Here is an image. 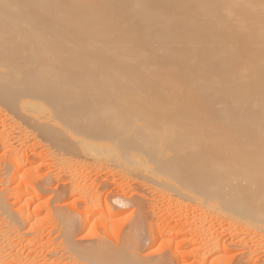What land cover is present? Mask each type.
<instances>
[{
    "label": "bare ground",
    "instance_id": "1",
    "mask_svg": "<svg viewBox=\"0 0 264 264\" xmlns=\"http://www.w3.org/2000/svg\"><path fill=\"white\" fill-rule=\"evenodd\" d=\"M219 27L225 29L224 50L223 43L211 42L212 37L222 38ZM136 85L145 87L153 101L135 99V110L142 116H158L150 118L146 126H136L137 133L131 135L135 125L125 120L124 111L135 100L124 91ZM114 90V95L123 97L113 96ZM119 90H124L123 94ZM186 92L190 93L184 95ZM167 93L169 97L164 96ZM184 101L193 104L190 115L183 111ZM0 106L8 111L17 109L32 119L44 112L35 129L52 140L53 121L58 118L54 116L58 114L66 122L69 119V127L86 132L88 140L78 150L87 155L104 156L107 142L113 141L124 150L135 148L158 172H167L169 180L182 173L184 179L185 171H193L184 183L198 190L202 198H222L231 205L243 199L258 209L255 216L258 214L264 229V0H0ZM176 115L182 119L175 120ZM244 123L251 127L246 129ZM160 134L165 135L162 138ZM9 142L10 138L2 139L1 148H9ZM4 155L1 187L10 182L12 168L19 173L32 164L28 159H16L9 151ZM167 163L175 165L166 167ZM76 182L72 178L68 183L71 195L82 192ZM50 185V180L43 181V194L55 193ZM243 189H249L246 196L240 194ZM6 190L0 189V264H20L22 256L18 261L8 255L17 247L34 244L38 235L36 224L30 222L32 216L36 222L39 214L13 212L4 198ZM23 192L33 198L42 194ZM100 198L92 204L91 215L68 213L66 206L58 203L47 209L61 223L55 240L62 258L76 264H143L134 252L147 226L140 214L116 249L75 237L79 231L72 228L77 216L82 230L88 218L101 217L109 209L108 201ZM198 201L205 203L201 197ZM127 203L139 204L134 199ZM26 227L29 230L23 233ZM15 237L20 239L16 246L12 243ZM155 239L156 247L165 244V234L158 233ZM26 262L36 264L33 259Z\"/></svg>",
    "mask_w": 264,
    "mask_h": 264
},
{
    "label": "rangeland",
    "instance_id": "2",
    "mask_svg": "<svg viewBox=\"0 0 264 264\" xmlns=\"http://www.w3.org/2000/svg\"><path fill=\"white\" fill-rule=\"evenodd\" d=\"M193 26L194 28H199L197 27V25H193ZM218 29H219V33L222 35V38L219 40V39H215V37H212L211 42L212 44L223 43V50H224L225 29L221 27H219ZM198 32L200 33V35H205V32L203 31H198ZM240 49L241 47L237 48L235 51H238ZM193 75L199 76V74H193ZM129 89H135V90L127 91ZM119 91L120 93L122 91L123 94L124 90H119ZM124 92H125L124 94H127V97H129L130 99L132 98L134 100L139 99L138 102L140 100H141L140 102L145 100L151 101L152 100L151 98H153L151 97V94L146 93V88L143 87L142 85L139 87H137L136 85L133 88H126ZM113 93L115 94L117 93L115 90L111 94L117 97V95H114ZM168 93L163 95L164 96L168 95L169 97ZM187 93L190 92H186L183 94L186 95ZM119 95L120 94L118 93L119 98L123 97L122 95L121 97ZM156 95L158 97V94ZM174 95H178V93L174 92ZM116 97L114 98L116 99ZM137 100L132 101L131 104L129 103L130 105H127L124 111V118H126L125 120L129 124L131 125L133 124L132 125L133 127L135 125L131 135H135L137 133L136 131L138 129H136V126H141V125L146 126L147 124L151 123L150 118H152L153 116L157 118L158 114H156L157 116H155V113H152L154 109L155 111L157 110L159 112V110L156 109V107H159L158 104L156 105V107L152 106L154 108V109L152 108L153 111L151 112L153 114L152 117H150V115H148L147 117L142 116V114L138 113L139 111L135 110L137 109L136 107L138 106V104L137 106H135V103L133 102H137ZM46 103H48V101L44 102V104ZM184 103L186 104L182 105V108L185 106V109L183 108L184 109L183 111L184 112L187 111L185 112L186 115H190V113H192L191 111L193 108V104L189 102L187 104V102L185 101ZM48 106L44 105V108H48ZM0 107H1L0 134H2V137L0 135L1 137L0 140L2 141V139L4 138L11 139V142H9L10 143L9 148L8 146L6 148L5 147L1 148V141H0V167H1L0 171L3 169L2 166L6 158V155H4V153L7 151H9L13 157L16 156L15 158L18 160L19 157H21L22 159H28L32 163V164L29 163V165H27L25 168H22L23 171L19 170V173L17 170L12 168L13 174L10 175V179H9L10 182L8 184L4 183L3 185L4 187L3 186L1 187V184H3L4 182L3 181L4 177H2V174H0V189H3L5 191L6 187H8L6 193L4 192V196H5L4 198L7 200V203L12 204V205L10 204V206H12L11 209L13 212L14 211L15 212L19 211V213L27 212L29 215H34V216L39 214L37 218L38 217L40 218L37 219L38 222L36 221L37 222L36 223L34 222V218L32 216V221L30 222L32 225L36 224L34 226L38 227V228L34 227V229H36V232L37 233L39 232V234H36L35 232V236L38 235V237H36L37 240L34 242V244H31L27 248H21L22 250L24 249L23 250L24 252L19 247H17L19 250H17V248L12 250V252H10L8 255L10 259L14 258L19 261V258L22 256L19 262L20 264L21 263L25 264L26 261L32 259L36 262V264H76L74 262H68V261L66 262L62 258L60 253L61 251H59L60 248L57 245L58 242L55 240L58 234L59 225L61 223L59 224V222L57 221L58 220L57 217L52 214H49L47 212V209H52L50 208V206L54 207L58 203L59 205L61 204L65 205L66 211L68 213L78 211L80 214L83 215L85 214L91 215L93 209L92 204L94 202H97L98 201L97 199L101 197L100 198L101 202L103 199L105 201L106 200L108 201L107 203L109 204V209L104 211V214H102L101 217L88 218L87 225L82 230L80 226L81 225L80 217L77 216L76 223L72 228V231L73 230L79 231V233H77L75 237L78 238L84 237L83 241L85 240L88 241L89 243L90 241L91 242L93 241L94 244L106 243L108 248L110 247L109 249L113 250L116 249V246H120L123 244L126 237V233L124 232H127V229L132 225H135L141 215V217L142 216L145 217V222L147 226L145 227L143 233L140 234L139 245L137 244L138 247H135L134 252L136 251L135 252L136 258L140 260L141 263L144 262L143 264H264V229L260 227L261 223H259V221L257 220L258 214L257 217L255 216L256 213L254 212V210H256L257 208L250 207L249 203L242 201L243 199H241L240 201L237 200L240 203L242 201L241 204L236 201L237 203H239L238 205L237 203L234 205L228 204L222 198L210 199L211 201L208 199L209 201L208 202L206 201L207 199L202 198L198 190H195L192 187H190V185L185 184L188 183L187 181H189L190 179V178L187 179L186 176L187 174L189 175L190 173H192L193 172L192 170H191L192 172L188 170L189 173L185 171V173L187 174L184 173L185 174L184 179L182 178L183 177V173H182L181 176L169 180L165 176L167 172L164 173L158 172L151 164V161H149V159L144 156L141 157L139 151L135 150V148L132 150H124L122 148H119L118 144H116V142L113 141L107 142L105 146L106 151L105 154H103L104 156L102 155L100 156V154L98 153L87 155V153H84L82 151L80 152L79 151L80 149L78 150V147L83 146L87 142L88 140L87 134L85 131L83 132V129L81 127H77L74 125L78 130L76 129L74 130L73 129L74 127L72 128L73 125H70L71 127H69V124H67L69 122V119H67L66 122L64 121L66 120L65 118L61 120L62 117H60V115L57 114L56 116H54L55 118L58 117L60 119L57 118L55 119V121H53L55 123L53 124L54 126L53 130L56 132L54 134L53 131L52 134L55 135L54 136L55 138L52 140V138L37 132L35 129L36 128L35 122L36 121L42 122L43 117L41 118V116L44 115V112L43 113L41 112V115L35 113L34 116L36 114L40 116L37 115L38 117L36 116L34 119H32L33 118L32 116L28 118V116H25L24 114L23 116L20 115L21 112L18 111L17 109L15 111L12 110L8 111L6 110L7 108H3L2 106ZM133 109L136 113L133 111ZM5 114L7 115V117ZM141 116L142 118H140ZM173 117L175 118V120L182 119V115H178V116L176 115ZM4 120H6L7 122ZM221 120L224 121L225 119L222 118ZM133 121L134 122L136 121L137 123L136 122L132 123ZM16 122L19 123L16 124ZM60 125L64 129L62 127L60 128ZM57 126L62 130L60 129H59L60 131L57 130L58 129ZM244 126L246 129L251 127L248 123H244ZM14 132L15 135L18 136L11 134V133L14 134ZM5 135H7V137ZM164 135L165 134H160V137L163 138ZM17 139L18 141H16ZM12 143L14 144L12 145ZM143 157L144 159H148V160H144ZM63 160L65 162H63ZM61 161H62L61 164H65L64 167L66 168H64L60 164ZM39 164L40 166H38ZM168 164H170L171 166ZM174 165L172 163H167L166 167L167 166L174 167ZM63 170L64 171L67 170V171L64 172ZM23 172L25 174L24 176H23ZM34 172L36 173L34 174ZM151 172H156V174L154 175L152 174L153 176L152 177ZM33 175L35 176L32 177ZM62 175H63V179L65 178L64 179L65 181L62 180L61 177ZM66 176H67V180H66ZM149 176H151V178ZM12 177H14L15 179H13ZM23 177L25 179H23ZM180 177L182 179H180ZM72 178L74 179L75 182L78 181L76 183L80 184V187L82 189L81 193L77 192L72 195L69 194L70 191H68L69 188L68 185L70 184ZM174 179L177 181H175ZM44 180L46 181L50 180L51 188L53 189L55 188L54 194L46 193V192H44V194L42 193L43 189L41 185H43ZM52 180H55L56 182L53 181L54 183H52L51 182ZM52 185H54V187ZM62 186L64 188L65 186L66 188L68 187L67 190L64 189ZM29 187L31 188V190H28L30 189ZM26 190L27 192L28 191L32 192L36 190L37 192L42 194H40L38 198H33L29 195V193H24L26 192ZM243 190L245 192L240 191V194L242 192L243 194L241 195L246 196V194H248L246 193V191H248L249 189L248 190L243 189ZM22 192L25 195L26 194L27 195L24 196ZM60 195L62 196V198ZM78 195L80 196V198ZM55 197L57 198V201L55 200L56 199ZM59 197L62 200H59ZM200 197L203 201H205V203H201L200 201H198ZM73 198L74 199L78 198V199L74 200ZM197 198L198 200H196ZM128 199L129 200L134 199L139 204L137 203H135L136 205L128 204L127 203ZM239 199H240V195H239ZM14 200L16 201V203ZM69 201H71V203ZM121 201L124 202L123 205L121 204ZM72 202L74 203V205ZM88 202L90 204H88ZM250 211H252V213H249ZM41 216L43 217L41 218ZM27 228L28 227L23 228V233L29 230V228L28 229ZM158 233L165 234V244L160 247L155 246V242H156L155 236H157ZM15 238H12L13 241L12 240L11 241L13 245L16 246L19 243L18 241H20V239L16 238L17 239L16 240ZM50 240L52 241V243ZM13 255L15 257H13ZM9 258L6 259V262L7 260L8 261L10 260Z\"/></svg>",
    "mask_w": 264,
    "mask_h": 264
}]
</instances>
